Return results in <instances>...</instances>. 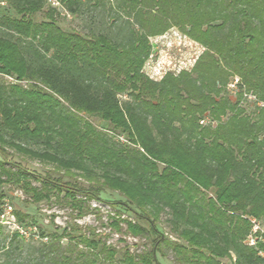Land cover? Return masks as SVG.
Instances as JSON below:
<instances>
[{"label":"trees","instance_id":"trees-1","mask_svg":"<svg viewBox=\"0 0 264 264\" xmlns=\"http://www.w3.org/2000/svg\"><path fill=\"white\" fill-rule=\"evenodd\" d=\"M57 1L92 7L94 25L68 31L56 7L35 20L47 0H0L17 14L0 17V182L77 218L93 200L130 215L110 216L117 245L78 224L37 243L0 224V264H164L169 252L174 264H264V239L246 242L251 218L264 220V0ZM172 27L204 50L190 70L151 78L150 37Z\"/></svg>","mask_w":264,"mask_h":264},{"label":"rangeland","instance_id":"rangeland-1","mask_svg":"<svg viewBox=\"0 0 264 264\" xmlns=\"http://www.w3.org/2000/svg\"><path fill=\"white\" fill-rule=\"evenodd\" d=\"M51 7H56L57 11L55 17L59 25L68 31H78L86 34L90 26H93L94 11L92 7H88L85 12L80 15H75L67 10L57 0H47V4L42 11L35 14L36 21H42L47 19L46 13ZM2 15L17 16L16 12L6 3L0 2V17ZM92 21V22H91ZM108 26L115 28L112 25L113 21L108 20ZM152 43V51L148 59L145 62L144 70L152 77L161 79L162 75L167 72L178 73L182 69L190 70L196 62L198 56L203 52L204 47L198 42L192 40L187 35L183 34L178 28L172 27L164 34L150 37ZM231 87V89H234ZM125 97H123L124 99ZM98 128L108 131L107 124L98 119L97 117L89 118ZM115 139L125 143L126 138L124 136L116 135ZM14 159L20 161L22 164L30 169H36L41 172L50 171L54 174L56 170L53 164L41 161L25 154H20L12 148H8ZM68 178V177H66ZM85 181L82 177L79 178ZM36 184H39L36 182ZM102 197L109 201H115L118 199H124V196L118 191L106 189L102 193ZM93 203H97V208H94ZM8 205H11L10 209ZM118 210L124 211L125 215H130L127 211L123 210L122 205L113 207L107 202L92 201V209L82 218L76 217V212L72 207L67 204H61L55 199L52 201H41L35 203L30 200L27 194L18 185L12 183L0 182V224L4 226L7 232L19 233L26 241H34L41 239V233L48 236L52 232H62L63 228L68 226L72 227L75 224L80 225L81 231H89L90 227L96 229L97 233L105 236L110 243L120 244L121 241L117 239V231L110 224L111 215ZM16 212H22L28 215L26 223H21L18 219ZM133 217V216H131ZM167 215H162L161 225L167 234H170V229L166 225ZM35 223H30L34 222ZM260 229L254 233L256 238V244L264 239V220H258ZM37 225L38 230L34 233L32 226ZM125 230V224H123ZM19 227V228H18ZM124 230L118 232L119 235L125 234ZM34 233V234H33ZM47 239V238H43ZM63 243H67V238H63ZM26 255V252L23 254ZM232 259L226 258L223 263L229 264ZM164 264H174L172 253L169 252L166 259L163 260Z\"/></svg>","mask_w":264,"mask_h":264},{"label":"built area","instance_id":"built-area-1","mask_svg":"<svg viewBox=\"0 0 264 264\" xmlns=\"http://www.w3.org/2000/svg\"><path fill=\"white\" fill-rule=\"evenodd\" d=\"M149 75V74H148ZM150 76V75H149ZM164 75H162L160 78H162ZM6 77L10 80V81H15L14 77L12 76H9V75H6ZM151 78H154V79H158V78H155V77H152L150 76ZM238 82V78L235 79L234 83L231 84L232 87L235 86V83ZM8 207L11 209L12 206L11 205H8ZM251 221L253 222V230L252 232L248 235L247 239H246V242L250 245H255L256 244V238H254V233H256L259 229H260V224L258 222V220L256 218H251ZM19 228V227H18ZM32 229L34 230L33 232L36 233L37 230H38V227L37 225H33L32 226ZM33 233V234H34ZM222 264H226V263H222ZM229 264H237V261H236V257L233 255V258L231 260V262Z\"/></svg>","mask_w":264,"mask_h":264}]
</instances>
